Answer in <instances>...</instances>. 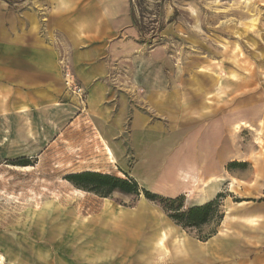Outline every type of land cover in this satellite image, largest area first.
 Masks as SVG:
<instances>
[{
	"label": "rangeland",
	"instance_id": "374dc122",
	"mask_svg": "<svg viewBox=\"0 0 264 264\" xmlns=\"http://www.w3.org/2000/svg\"><path fill=\"white\" fill-rule=\"evenodd\" d=\"M27 1L0 4L20 9ZM159 2L148 0L143 18L164 28L146 40L133 29L114 59L112 89L132 115L120 135L102 134L120 149L117 167L97 132L64 136L54 118L18 115L2 104L0 264H264V0ZM67 73L83 86L64 69L65 79ZM64 82L76 111H86L87 88L82 104ZM147 161L168 186L161 175H142ZM187 162L200 167L205 187L179 181L177 168ZM119 170L137 183L136 191L102 195L68 178ZM211 185L216 192L203 198ZM74 188L86 193L74 196ZM212 200L218 206L198 227L178 224L169 215L176 210L166 207L187 210ZM228 209L259 215L261 223L238 219L226 229ZM153 227L167 233L161 258L152 250ZM183 237L200 257L176 254Z\"/></svg>",
	"mask_w": 264,
	"mask_h": 264
},
{
	"label": "crops",
	"instance_id": "0c3cea01",
	"mask_svg": "<svg viewBox=\"0 0 264 264\" xmlns=\"http://www.w3.org/2000/svg\"><path fill=\"white\" fill-rule=\"evenodd\" d=\"M133 29L129 0H28L20 9L0 4V117L2 104H8L7 108L18 115L30 112L34 118H54L61 127L56 133L64 136L97 132L103 150L104 144L113 150L117 167L116 152L120 149L112 144V138L106 139L103 135H120L125 120L132 116L123 106L124 97L115 95L112 89L115 82L110 75L114 59L122 54ZM64 69L74 72L87 88L86 111H76L70 103ZM132 118L140 132L137 142L141 144V112ZM119 141L123 142L121 138ZM144 147H149L147 138ZM149 164L147 161L141 165L144 166L142 175H161V183L168 186L162 171L150 170ZM177 170L179 181L184 185L205 187L200 167L187 162ZM234 183L235 180L231 184L232 192ZM207 188L203 198L213 195L217 189L214 185ZM238 219L252 226L261 223L259 215L240 216L228 209L223 222L225 228ZM160 226L152 228L151 239L152 250L161 254V258L167 253L164 241L167 233H153ZM176 243V254L199 256L185 237ZM152 255L156 257L154 252ZM159 264H163L161 260Z\"/></svg>",
	"mask_w": 264,
	"mask_h": 264
},
{
	"label": "trees",
	"instance_id": "16d2710c",
	"mask_svg": "<svg viewBox=\"0 0 264 264\" xmlns=\"http://www.w3.org/2000/svg\"><path fill=\"white\" fill-rule=\"evenodd\" d=\"M148 0H129L130 15L134 27L139 32L141 39L146 40L148 35L154 36L156 32L161 31L164 28L163 24H157V19H151L150 24L146 25L144 22L143 9H145ZM164 0H160L158 6H162ZM138 7L141 11L137 12ZM68 178L78 187L86 190L94 191L102 195L109 194L113 189H121L127 192H134L137 190V183L129 179H124L111 174H104L94 171H83L74 173L68 176ZM149 194V192H147ZM173 202V199H169ZM216 200L209 201L202 205L192 206L187 210L173 209L170 206H166L169 210H176L170 215L178 224L183 227H198L210 220V216L213 214L214 207L218 206Z\"/></svg>",
	"mask_w": 264,
	"mask_h": 264
},
{
	"label": "built area",
	"instance_id": "2783aa9c",
	"mask_svg": "<svg viewBox=\"0 0 264 264\" xmlns=\"http://www.w3.org/2000/svg\"><path fill=\"white\" fill-rule=\"evenodd\" d=\"M69 74L67 73L66 76V84L68 85V88L71 90V93L74 94L75 96H78L79 101L82 104L87 103V92L86 89L78 83H75L74 80H71L68 78Z\"/></svg>",
	"mask_w": 264,
	"mask_h": 264
},
{
	"label": "bare ground",
	"instance_id": "6f19581e",
	"mask_svg": "<svg viewBox=\"0 0 264 264\" xmlns=\"http://www.w3.org/2000/svg\"><path fill=\"white\" fill-rule=\"evenodd\" d=\"M104 150L106 152V155L108 157V159L110 160V162H112L114 165L117 163L116 162V158L114 156V152L113 150L111 149V147H109L108 145L104 144ZM24 169L26 170H30L32 169V166H25L23 167ZM97 171V170H96ZM104 173V172H103ZM118 176L121 177V178H127L126 175H124V173L122 171H119L118 172ZM208 189V188H207ZM214 190V189H213ZM84 192L83 190L79 189V188H74L72 194H74V196H78V195H84ZM75 198V197H73ZM3 259V258H1ZM3 261V260H2ZM1 263V262H0ZM3 264V263H2Z\"/></svg>",
	"mask_w": 264,
	"mask_h": 264
}]
</instances>
